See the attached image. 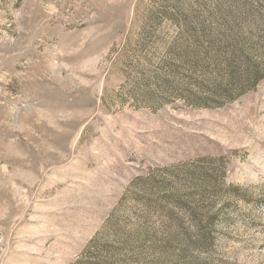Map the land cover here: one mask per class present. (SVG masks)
Masks as SVG:
<instances>
[{
	"label": "rangeland",
	"instance_id": "1",
	"mask_svg": "<svg viewBox=\"0 0 264 264\" xmlns=\"http://www.w3.org/2000/svg\"><path fill=\"white\" fill-rule=\"evenodd\" d=\"M235 42L264 0H0V264H264V79L208 102Z\"/></svg>",
	"mask_w": 264,
	"mask_h": 264
},
{
	"label": "trees",
	"instance_id": "2",
	"mask_svg": "<svg viewBox=\"0 0 264 264\" xmlns=\"http://www.w3.org/2000/svg\"><path fill=\"white\" fill-rule=\"evenodd\" d=\"M221 53L225 54L223 64L227 70V81L225 84L219 85L214 92H211V97L214 98L212 100L216 101L208 102L233 100L235 98L234 92L237 94L245 93L264 79V54L261 56V62L252 63L250 55L247 54L242 44L236 42Z\"/></svg>",
	"mask_w": 264,
	"mask_h": 264
}]
</instances>
